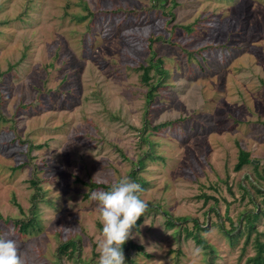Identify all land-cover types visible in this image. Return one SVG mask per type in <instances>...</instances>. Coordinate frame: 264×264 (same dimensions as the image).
I'll list each match as a JSON object with an SVG mask.
<instances>
[{"label":"rangeland","instance_id":"374dc122","mask_svg":"<svg viewBox=\"0 0 264 264\" xmlns=\"http://www.w3.org/2000/svg\"><path fill=\"white\" fill-rule=\"evenodd\" d=\"M163 5L0 0V236L16 241L23 264H98L102 225L91 194L103 189L89 183L136 182L140 157L138 195L153 210L132 229L142 247L136 264H247L255 254L245 235L232 246L218 221L229 229L257 208L240 182L264 188V0ZM151 56L166 72L152 70V82L161 80L147 103L136 68ZM240 148L250 163L236 171ZM38 191L42 230L23 234L13 220L31 214ZM163 211L207 227L214 259L167 226ZM69 239L77 260L57 253Z\"/></svg>","mask_w":264,"mask_h":264},{"label":"trees","instance_id":"16d2710c","mask_svg":"<svg viewBox=\"0 0 264 264\" xmlns=\"http://www.w3.org/2000/svg\"><path fill=\"white\" fill-rule=\"evenodd\" d=\"M156 4L159 3L160 10L162 12V9L164 10V2L165 0H155ZM157 6V5H153ZM121 11V10H119ZM85 17H78V19H83ZM188 26L186 27V29ZM152 41V40H151ZM163 63L160 58H153V56L150 57L149 62L147 65L140 64L137 66V70L140 71V81L144 83V85L147 88L146 91V98L147 103L152 100L154 97V92H156L158 88V84L162 78V76L165 74V69L163 68ZM152 70L154 71L153 74H158L161 76L159 77V80H157V83L154 84L152 82L153 75ZM152 82V83H151ZM157 129L158 126H153V129ZM250 163V153L249 151H246L242 148L239 149L238 152V159L236 164L234 165V169L236 171H239L243 168L244 165ZM140 164H142L141 157L137 159L135 162V166L131 169L130 177L134 178V180L138 183H142V179L137 176V172L135 171V168L139 167ZM132 174V175H131ZM262 175L258 174V177H261ZM253 181V182H252ZM32 185H36L37 181L32 179L30 180ZM251 184V190L248 189L247 186H245L243 183H239V186L242 188V198H248V201L254 205L257 206V208L248 209L245 208L243 211L238 214V222L236 225L231 222V226L229 229H226L225 223L221 220L218 221V228L221 232L225 233V237H227L231 243L232 246L235 245V241H237L240 236L245 235L244 244L247 245L249 242L254 245L255 248V254L253 256H250L247 258L246 263L247 264H264V240L260 238L261 235L264 236V233H260L256 230V222L259 219L261 215V207L258 206L259 204V195L264 194V188L258 184V182L254 179L249 180ZM91 185L92 189L96 188L97 186L102 188L104 191H107L110 189V185H102L97 184L94 181H91L89 183ZM41 192H36L34 196L32 197L33 205H31L29 211L30 215L19 218L17 220H13L14 224L18 227L19 232L23 234H29V233H36L42 230V226L40 225V222L38 220V212L36 210V199L40 196ZM202 196H206L204 193ZM209 196H206L205 200L208 199ZM263 202H264V196H263ZM215 206H211V210L216 212L214 209ZM147 209L153 210L152 206H148ZM168 211H163L162 215L165 217L166 225L167 226H177V232L180 234L182 231L185 232L186 238H191L194 243L198 244L199 246L203 247L205 249V253L207 254L208 261H212L214 257L216 256V251L214 249V246L212 244H209L202 233V231H206L207 227L204 229L202 225L198 222L197 219L192 220V227L189 228L186 225V222L188 221L187 218L184 217H173L170 215L168 217ZM174 218V219H173ZM228 218V217H227ZM229 219V218H228ZM230 220V219H229ZM141 219L137 221V225L140 223ZM134 227V228H135ZM133 228V229H134ZM254 232V240H251V234ZM78 241L76 239H69V240H60V244L57 248V253L59 254V257L63 255L68 256L69 258H76L78 259ZM245 245L242 247V251H244ZM141 246L136 245V243L132 240V238L128 239L127 242L123 245L122 251L125 256V264H136L133 260L134 257V251L138 252V249H141ZM78 251V252H77ZM243 254V253H242Z\"/></svg>","mask_w":264,"mask_h":264},{"label":"clouds","instance_id":"9594fccd","mask_svg":"<svg viewBox=\"0 0 264 264\" xmlns=\"http://www.w3.org/2000/svg\"><path fill=\"white\" fill-rule=\"evenodd\" d=\"M142 191L138 183L124 177L109 190L91 194L102 225L98 264H125L123 245L132 238V229L148 207L138 195ZM0 264H23L14 239L0 236Z\"/></svg>","mask_w":264,"mask_h":264}]
</instances>
